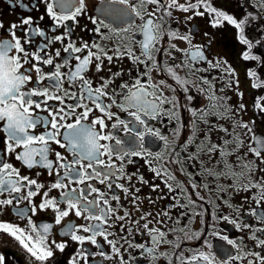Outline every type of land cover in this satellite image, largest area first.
<instances>
[{"label": "flooded vegetation", "instance_id": "flooded-vegetation-1", "mask_svg": "<svg viewBox=\"0 0 264 264\" xmlns=\"http://www.w3.org/2000/svg\"><path fill=\"white\" fill-rule=\"evenodd\" d=\"M64 2L0 0L3 25L0 42H14L9 29L16 24L15 37L21 39L26 51L37 53L43 47L45 51L39 55H50L54 65H62L60 71L64 74L79 63L73 57L87 55V50L66 53L64 47L69 43L75 47H81L85 42L98 44L112 57L110 61L102 57L100 62L93 58L81 74L91 81L93 89L107 83L108 87L103 91L108 92L109 97H104L102 102L110 105L107 111L114 114L111 119L96 109L91 100L78 101L72 97L73 93L79 96L82 91L86 92L81 88L79 77L74 85L66 79L63 82L62 88L69 95L56 93L63 96V105L59 100H48L47 104L64 107L65 112L71 111L72 105H86L90 111L87 119L82 121L85 125L95 118L104 119L107 127L102 131L113 139L100 143L110 145L115 151L112 156L104 155L100 159L105 165L114 167L97 165V170L110 173L99 178L90 175L92 169H88L89 177L84 183H80V177L74 173L59 167L57 153L69 163L74 158L73 151L63 141V136L67 135L63 127L57 139L65 147L49 142L47 159L53 167L39 163L28 167L17 158L24 151L23 146H14L13 151H8L11 142L7 139L6 123L0 122V158L10 164L19 177L36 182L31 186L35 191L31 198H14L26 195L27 188L20 194L0 193V200H13L12 204L0 206V223L25 229V234L33 237L26 241L29 246L53 252L45 261H38L10 232L0 229V256L3 257L0 264H73V261L76 264H182V261L187 264L200 252L215 257V264H258L256 254L264 256V247L259 243L264 240V231H261L264 229V199L257 187L264 185V152L261 157H256L249 149L259 148V141L264 140V111L261 110L264 106V0H177L178 5L198 4L196 11L201 15H194L193 10L182 11L179 7L157 10V5L148 3L144 5L143 18L131 12L121 18L117 10L124 6L113 0H82L83 10L75 19L58 23L48 12L49 5L57 15L71 16L80 4V0H69L68 6L62 8ZM170 2L161 0L162 4ZM130 3L137 5L138 0H130ZM169 11L171 15L167 14ZM219 12L235 19L242 28L218 17ZM150 13L154 14L149 16ZM25 18H31L32 23L21 26ZM149 18L163 27V34L157 45L156 63L149 61L152 67L147 69L148 76H143L145 64L136 63L131 55L120 53L141 56L137 41L143 39L140 27ZM40 32L45 35H39ZM173 33L177 38L170 39ZM242 36L248 44L242 42ZM57 37H63V41L55 39ZM57 50L60 52L58 57L55 55ZM193 52H199L201 56L191 60L187 54ZM245 54L250 58L245 59ZM10 55L17 53L13 50ZM65 60H68L67 66H63ZM97 63L101 65L99 71ZM32 64L41 66V73L35 70L30 73V80L23 85L25 91H32L41 75L46 77L52 71V66L41 65L33 59L32 63L22 64L21 72L31 68ZM169 68L186 81V85L177 84L167 71ZM138 76L142 83L160 86L165 97L176 101L175 107L171 103L163 104L161 115L156 119L142 117L144 125L121 107L127 93L121 86L131 85ZM48 86L46 78L37 85L40 89ZM49 91L53 89L49 88ZM188 96L193 99H187ZM36 99L43 101L46 98L34 97ZM45 107L44 103L40 109L33 106L35 118L45 122L30 129L34 135L50 130L46 122L51 117L44 111ZM84 110V107H77L63 123L75 122ZM120 120L127 127L120 124ZM95 127L101 131L99 124ZM149 129L158 132L159 136L152 135ZM116 140L121 144L116 145ZM213 145L222 146L227 155L219 150L209 152L208 148ZM33 146L42 147L39 144ZM132 152L145 155L126 154ZM34 159L40 161L38 155ZM81 163L86 165L87 161ZM157 172L161 174L158 176ZM58 181L65 187H53ZM168 185H172L171 190ZM89 187L99 191L90 192ZM81 190L87 199L97 200L101 208L110 206L115 210L108 223L103 225L115 248L103 236H96V244L80 243L72 240L71 233L67 232L72 226L76 228V234L89 236L91 233L81 232L80 226L99 223L85 219L89 212H82L77 217L75 210L69 209L64 193L80 197L79 204L83 205L85 200L80 196ZM105 200L107 204L103 203ZM45 201H55L56 207L40 209L39 205ZM33 206H36L34 213L31 211ZM59 210H68L69 215L56 223ZM20 211L23 216L19 215ZM224 217L227 219H222ZM145 223L149 229L163 231L167 242L162 240L154 246L152 234L143 227ZM45 224L51 225L47 233H43L41 227ZM33 225H36L34 229ZM229 240L234 243L229 244ZM58 244H64L63 250L56 247Z\"/></svg>", "mask_w": 264, "mask_h": 264}, {"label": "snow or ice", "instance_id": "snow-or-ice-1", "mask_svg": "<svg viewBox=\"0 0 264 264\" xmlns=\"http://www.w3.org/2000/svg\"><path fill=\"white\" fill-rule=\"evenodd\" d=\"M69 0H65L64 3L61 4V7H67ZM114 3H118L123 5L124 7L118 9L117 12L121 16V18H126L131 12L135 16H141L143 18L144 5L148 3H152L160 8H175L179 7L182 11L193 10L194 15H201L199 11L196 9L199 7L198 4L194 5H178L177 0H171L170 4H162L161 0H138V4L134 5L130 3V0H113ZM83 10L82 0H80L79 6L76 8V11L71 16L67 15H57L54 11L53 7L49 5L48 12L51 14L52 18L56 20L58 23L60 21L75 19L76 15L80 14ZM155 11V10H154ZM215 11V9H213ZM154 13L148 14L149 16ZM171 15L169 11L167 13ZM217 16L222 18L223 20L228 21L231 24H234L237 28H242V25L238 23L235 19L230 16L225 15L222 12L217 13ZM219 23V19L216 21ZM32 23L31 18H25L21 21V26L30 25ZM2 22H0V27H2ZM106 27V26H104ZM17 28L16 24H12L10 26V34L14 37V42H0V122L6 123V132L7 139L11 142L8 144V151H13L14 146H23L24 151L17 155L18 159L23 160L28 167H32L35 164L39 163L42 166H47L49 168L53 167V163L48 161L47 154L50 151L49 142L54 141L59 144L60 147H65V144L61 142V140L57 139V136L60 134V128H66L67 135L63 136V141L67 143V146L73 151L74 158L72 162H67L66 158L63 157L60 153H57V161L59 167H64L68 170L70 174L74 173L76 177H80L79 182L84 183V180L89 177L87 172L88 169H92L90 175L95 176L97 178L101 176L110 175V173H104L102 171L97 170V165H103L104 167L112 168L114 165L108 164L105 165L104 160L100 159V157L104 155L112 156L115 149H113L110 145L101 144L100 141L111 140L113 137L111 135H107L103 133V129L107 127L102 118H95L91 124L85 125L82 121L86 120L89 116V109L86 105H72L71 111L65 112L64 107L55 108L52 105H48V100H59L63 105L64 100L63 96L57 95L58 92H63L64 96L69 95V93L63 90L62 85L65 79L70 85H74L76 83L77 77L80 78L81 88L85 89L82 91L79 96L75 93L72 94L74 99L79 100H91L95 105L96 109H98L101 113H105L109 119L113 117V113L107 111L110 105L104 104L103 98L109 97V93L103 91V89L107 88V83L100 85V87L93 89L91 87V81L84 78L81 74L88 68L93 58L96 61L100 62L102 57L107 58L109 61L112 59L111 56H108L107 53L101 48L98 44H88L83 43L81 47H75L72 43L67 44L64 47V51L66 53H80L82 50H87V55L83 58L79 56L73 57L77 59L79 63L74 66L73 70L64 74L61 73L60 68L62 65L53 64V59L47 53L45 56H40L39 52H44L45 49L42 47L38 50L37 53H32L31 51H26L25 47L21 44V39L15 37V29ZM140 32L142 34L143 39L137 41L141 48V56L137 57L132 53H120L121 55L128 54L132 56V59L136 63L145 64L146 71L141 74L143 76H148L147 69L152 67V63H156L155 56L156 52L159 50L157 45L161 36L163 34V27L160 24H157L153 19L149 18L144 20L143 24L140 27ZM39 35L44 36L45 33L40 32ZM171 38H177L173 33ZM183 39H187L186 37H181ZM57 40L63 41V37L55 38ZM242 42L248 44L249 42L241 37ZM28 38L26 37L25 42L27 43ZM251 47V45H249ZM96 49L95 52L91 51V49ZM15 50L17 55H10V53ZM22 54V55H20ZM58 57L60 55L59 50L55 53ZM191 60H195L201 56L199 52H193L187 54ZM143 57V59H141ZM245 59H249L250 57L245 54ZM255 59V57H251ZM36 60L40 62L41 65L52 66V71L47 74L46 77L41 75V78L36 81V85L33 86L32 91L23 90V85L26 84L30 80V73L35 70L38 74L41 73V66L37 64H32L31 68H25L23 72H21L22 64L32 63V60ZM152 63H148V62ZM68 65V60L64 61L63 66ZM160 65L157 64V68L159 69ZM101 68L100 63H97V70L99 71ZM177 84L186 85V81L182 80L171 68L167 70ZM46 78L49 81V86L43 89L37 87L41 83V80ZM163 83V82H162ZM255 86V85H254ZM124 89H127V93L124 96V104L121 105L124 111L128 112L130 116L134 117L135 121H138L141 125L145 124V119L142 117H147L149 119H156L159 115H161V107L165 103H171L173 107H175L176 101L171 100L168 97H165L163 91L160 89V86L157 85H147L142 83L140 76H138L135 81L131 84H125L121 86ZM171 90L175 91V88L169 86ZM49 88L53 89V91H49ZM114 94V93H113ZM34 97H44L43 101L36 99ZM187 99L191 100L193 97L188 96ZM41 103H44L46 107L44 111H47L50 120L46 122L48 126H50V130L46 131L40 135H34L30 132V129L36 128L38 125L45 123L44 121H40L35 118L33 113V106L35 109L41 108ZM77 107H84V111L77 116L75 122L64 124L66 116L73 115ZM129 109H134V111H129ZM261 110L264 111V106H261ZM196 115V112L193 113ZM202 115V114H201ZM120 124H124L127 127V124L124 123L123 120L119 121ZM99 124L101 131L96 130V125ZM245 128L248 126L245 124ZM152 135L159 136V133L149 129ZM226 131V130H225ZM249 131H251L249 129ZM141 141L143 140V135L140 137ZM160 139H165V137L160 136ZM116 145H120L121 141L116 140ZM187 143V142H186ZM227 143V142H225ZM42 145V147H34L33 145ZM259 148H250L249 150L256 157H261L262 152H264V140L259 141ZM221 151L223 155H227L226 149H224L220 145H213L208 148L209 152L212 151ZM127 155H145V153L141 152H132L126 153ZM40 157V161H36L34 158L36 156ZM146 155L152 156L153 154L147 153ZM87 161V164L84 165L81 162ZM79 165V168L77 167ZM247 167V166H246ZM161 173L157 172L156 175H160ZM214 175H226L227 173H212ZM171 176V174H168ZM9 177H15L14 179H9ZM174 179V177H171ZM103 182V180H101ZM35 181L28 180L27 177H19V174L16 170L10 165L3 161L0 158V193L5 191L11 195L13 192L20 194L22 189H29L26 195H19L18 199H27L31 198L35 195V191L31 188L32 185H35ZM55 188H63L65 185L62 181H58L53 185ZM158 187V186H154ZM169 189H172V185H168ZM261 189V199H264V185H257ZM183 190V189H181ZM88 191L90 192H98V189H94L89 187ZM64 196L67 198L66 202L68 203L69 209H73L74 214L79 217L82 215V212H89V215L85 217V219H91L95 221H99V223L91 224V225H81L80 231L83 233H91L89 236L78 235L76 234V228L69 226L67 229L68 233H71V238L74 241H78L80 243H84L85 241H89L92 244H96V236H103L105 240H108L109 233L107 229L103 227V225L108 223V220L111 218V213L115 210L112 207L101 208L99 206V202L95 199L89 200L85 195L84 190H81L80 196H82L85 200L83 205L79 204L80 197L71 196L69 193H64ZM12 199H3L0 200V206L12 204ZM104 204H107V201H103ZM48 207L55 208V201H45L39 205L40 209H45ZM96 209V211H93ZM36 210V206H33L32 212L34 213ZM20 216H23V211L19 212ZM69 215L68 210H59V215L56 217L55 222L60 223L62 217H66ZM222 219H227L226 217ZM31 223V221H29ZM235 223V221H233ZM33 229L36 225L32 226ZM42 227L43 233H47L51 227V225L45 224ZM143 227L148 230L150 234H152L153 245H158L164 240L165 234L163 231L152 228H148V224L145 223ZM0 229L3 232H10L38 261H45L47 258L53 255L51 249L47 250H39L35 249L34 246H29V243L26 241H31L33 237L31 235H26L25 229L15 228L8 223H0ZM261 231H264L262 229ZM255 239V237H253ZM227 239V237H224ZM164 242H167L164 240ZM108 243L115 248L113 241L108 240ZM229 244H233L232 240L228 241ZM260 245L264 247V240L259 241ZM57 248L63 250L64 244L56 245ZM154 250V249H153ZM39 252V254H38ZM117 256L119 253L117 252ZM256 260L258 264H264V256H260L256 254ZM3 261V257L0 256V262ZM203 262V264H215V257L211 254H205L200 252L199 254L193 256L187 264H198V262ZM73 264H76L73 261ZM182 264L185 262L182 261Z\"/></svg>", "mask_w": 264, "mask_h": 264}]
</instances>
